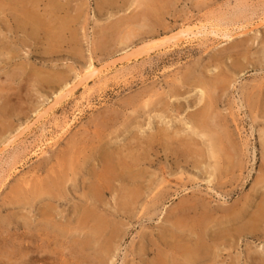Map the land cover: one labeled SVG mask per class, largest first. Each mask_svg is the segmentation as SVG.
I'll return each instance as SVG.
<instances>
[{
	"label": "rangeland",
	"instance_id": "374dc122",
	"mask_svg": "<svg viewBox=\"0 0 264 264\" xmlns=\"http://www.w3.org/2000/svg\"><path fill=\"white\" fill-rule=\"evenodd\" d=\"M76 1H68L65 7L74 19L65 41L55 51H46L45 39H29L28 45L23 46L19 40L25 35L20 34L18 38L9 31L4 17L0 19V39L6 44L4 47L0 41V264H20L29 260V255H35L36 259L30 264H100L103 240L93 241L85 250L70 242L74 237L78 240L93 237L88 228L77 224L78 216L74 211L92 180L90 164L84 162L85 153L90 154L103 140H112L114 148L124 145L133 134L139 135L144 131L142 128L147 129L151 115L160 114L161 118L166 116V120L179 116L182 119L179 126L190 124L187 119L197 107L193 103L201 96L200 88L194 85L195 77L204 74L214 79L213 74L220 70L230 80L221 97L219 117L226 119L230 126V132L225 133L231 136L232 150L236 153L225 162V165L229 163V171L222 181H227V186L221 189L219 179L208 182L204 170L199 174L191 164L182 162L179 170L171 158L163 155L154 162L147 160L144 166L151 165L149 174L152 171L159 174L164 166L166 170H175L166 183L173 196L162 205L165 209L197 194L207 197L219 208L244 205L246 215L253 212L260 201L259 193L264 192L260 142L264 118L255 119L250 105L252 94L255 95L259 87L264 88V0H165L167 4L164 2L162 8L155 6V9L138 4V0ZM144 9L148 15H144ZM240 17L242 26L237 23ZM220 18L229 21L222 26L230 32L228 38L214 34L179 36L182 29L200 23L210 27ZM153 39L166 41L148 52L131 55L140 45ZM90 60L101 72L87 77ZM187 71L193 74L189 73L190 78ZM59 76L70 88L62 98L57 97L61 88ZM54 80L56 82H52ZM177 85L182 88L178 87L179 92L171 94V89ZM154 93L161 101L158 110L150 111L143 106ZM172 100L183 105L179 115L166 110V103ZM66 123L70 126L63 132ZM73 149L82 164L77 180L67 184L68 195L61 200L46 196L32 203L24 202L25 197L21 195L26 191L36 189L49 175L78 161V157L66 160L67 152ZM204 164L211 165L209 161ZM113 201L109 204L113 205ZM45 207H53L55 219L50 227L41 215ZM139 210L131 218L113 216L120 222L121 230L107 264H151L159 234L164 230L168 235L174 229L168 215L159 219V214L152 215L153 210L146 216ZM62 226H66V231L70 228L69 232L61 234ZM263 233L261 239L249 235L238 240L232 250H219L221 256L214 264H253L248 253H263ZM42 256L50 259L44 261Z\"/></svg>",
	"mask_w": 264,
	"mask_h": 264
},
{
	"label": "bare ground",
	"instance_id": "6f19581e",
	"mask_svg": "<svg viewBox=\"0 0 264 264\" xmlns=\"http://www.w3.org/2000/svg\"><path fill=\"white\" fill-rule=\"evenodd\" d=\"M68 1L70 0H0V19L2 20V16L4 17L3 19L7 21V24H9V31L15 34V36H18V38L19 36H22L20 34L25 35L24 39H18L20 44L23 46L28 45L29 39H45L47 42L46 51H55L59 45L65 41L66 32L70 31V24L74 19L72 15L68 14V11H65ZM108 1L112 3L118 2V0ZM136 2L146 7H153L154 9L155 6L162 8L161 4L164 2L167 4V1L165 0H138ZM145 9L144 15H148V12L146 13ZM162 11L163 10H161V12ZM237 20V23L242 26L243 18ZM227 21L228 20H226V18H220L215 22L211 21L214 23H209L211 25L210 27H207V24L204 23L195 24L184 30L182 29V31L178 33L179 36L192 34L199 37V35L208 36L210 34H214L216 36L228 38L231 36V34H229L230 32L227 31L226 28L222 29V26L226 24ZM231 21H234V19H231ZM161 26L163 25L161 24ZM152 28L154 29V27ZM15 40H17V38ZM155 40L153 39L152 41L140 45V47L134 50L131 55L148 52L155 48V46L159 45L160 42L166 41V39L160 40L159 42ZM0 41L5 47L6 44L3 40L0 39ZM162 45L158 46V48ZM13 54L14 52L12 53V58L14 57ZM128 55H130V53ZM86 70L87 72L85 73V76L87 77L101 72V69H98L93 61L90 62ZM189 73L190 72H188L187 75L188 78L193 75L191 73L190 75ZM213 75L214 79H209L204 74L195 77L194 85H196V88H200L199 91L201 92V96L199 95L200 97L197 101H192L194 102L193 104H195L194 106L197 107L196 109L194 108L195 110L190 114L189 119H187L190 124L186 122L187 124L185 123V125L181 124V126H179L178 124L182 123V119L179 116L178 118L180 119L176 118L177 116L174 117V119H178L176 121L174 119L166 120V116L165 118H161L160 114L154 116L151 115V117L149 116L150 121L146 126L147 129L150 130H148L149 132H145L147 129L142 128L141 126L140 129L142 128L144 131L139 135H137L138 133L135 134V136L133 134V137L122 146L120 145L117 148H114L111 145L112 140H110L111 142L103 140L99 146L91 150L90 154L85 153L84 157L86 159L84 158L85 161L84 159L83 161L86 164H90L89 174L91 175L92 180L88 183L87 189L84 191V195L82 194L84 199L75 205L74 211L77 214L76 216H78L77 224L80 228H88L93 237L84 240H78L74 237V240L70 242H74L75 245L79 244L82 249L85 250V248L90 246L93 241L103 240L104 245L101 246L100 249V264H107L106 262L108 261L111 252L114 251L115 242L120 236L121 229L118 226L120 222L114 220L113 216L121 215L123 217L131 218L136 214L138 208H140L139 211H141L144 216L153 210L154 212L152 215L159 214V219L164 218L165 215H168L170 220L172 218L171 222L174 229H172L171 233L168 235L164 232V230H162L159 234V239L156 242V245L158 246H156V253L153 251L155 253V257L151 264H214L221 256L220 252H218L219 250H223L225 252L226 250L231 249V247H233L238 240L240 241V239L249 235H251V237L253 236V238L261 239V234L264 232V192L259 193L260 201L255 206L256 209L254 208L255 210L249 213V215H246V210L243 209L244 205L237 207L234 206L235 208L233 206L228 207L230 205H225L219 208L213 206L211 200L207 197L201 198L196 196L197 194L192 196V198L185 200V202L180 205L165 209L162 205H165L164 203H166V200L173 196V193H170V190L167 189L166 183L170 182L168 177L169 175H173L172 172L175 170L173 171L172 168H170V170H166V167L164 166L160 168L159 174L155 173L156 171H152L153 173L149 174L151 163L149 164V168L144 166L147 160L149 162H154L163 155L166 159L171 158L174 161V167L179 170L182 162H185L187 165L191 164L195 168V171L197 169L199 174L201 170H204V173L208 175V178H206L208 182L212 183L216 179H219L217 182L221 189L227 186V181H222L224 177H227L226 175L229 171L227 168L229 163L227 162L228 164L226 163L227 165H225V162L227 161V157L230 158V155L234 156L236 153L235 150H232V143H230L231 136L225 133L230 132V126L226 119L219 117L220 112L218 111V108L222 95L225 94L224 92L228 89L227 83L230 79L222 70ZM52 82L56 81L54 80ZM63 82L64 78L62 79L60 77L58 79V84L61 88L57 93V97L62 98L66 91H70V88H68L69 84L67 82L64 84ZM178 87L180 86H174V88L171 89V94L178 93ZM155 96H158V94L154 93L150 95V98L145 101L143 107H148V110L150 111L156 109L158 110V105L161 99H156ZM173 100L172 103H166V110L169 111L170 109L179 115L180 111L183 110V105L181 103L175 104ZM187 100L190 102L188 98ZM250 102L252 108L251 111L255 112L254 118L256 119L259 116L264 118V88L259 87L256 94H252ZM169 113L171 112L169 111ZM158 116L159 118H157ZM68 126H70V123H66L63 126V132L67 130ZM261 132V167L263 170L262 179L264 181V129H262ZM67 153V161L70 159L73 161V158L76 159L77 157L78 161H71L72 163L69 164L67 162L68 165L66 167L60 169L57 173L49 175L50 177L46 181H41L40 185L35 187L36 189L26 191L23 195H21L22 197H25L24 202L32 203L46 196L53 200H61L68 195L66 191L68 187L67 184L69 181L75 182L77 180V174L81 171L80 167L82 163L80 160L82 159L77 156L74 149L71 151L69 150ZM81 155L82 154H80V156ZM153 156H156V158L154 159ZM206 161H209V164L211 165H205L204 163ZM154 173L155 175H153ZM209 189L214 190V188ZM225 192L227 195L230 194L227 191ZM257 192H259V189ZM217 194H219V192ZM107 198L109 199L108 201H106ZM148 198H150V200H148ZM110 200H114L113 205L109 204ZM179 202L181 201L179 200ZM41 215L47 220L48 226L54 224L55 217H53V207H45L44 210H42ZM148 217L149 216H147V219H150ZM66 226H62L64 229L61 234H65L70 229L69 228L66 231ZM60 228L61 227H59V230ZM39 240L42 241V238ZM77 253L78 252H76V254ZM49 256H42L41 259L44 261L48 260L50 259ZM248 257L251 259L253 264H264V251L263 253H251L250 251L248 253ZM33 260H36L35 255H29V260H25L22 263L20 262V264H30L31 261L34 262Z\"/></svg>",
	"mask_w": 264,
	"mask_h": 264
}]
</instances>
